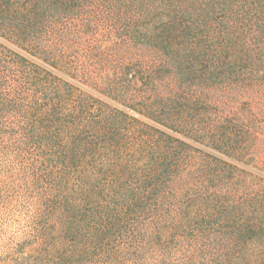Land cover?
<instances>
[{
    "label": "rangeland",
    "instance_id": "374dc122",
    "mask_svg": "<svg viewBox=\"0 0 264 264\" xmlns=\"http://www.w3.org/2000/svg\"><path fill=\"white\" fill-rule=\"evenodd\" d=\"M210 2L0 0V108L17 111L6 125L23 132L42 124L61 146L84 140L93 155L79 171L102 186L113 166L164 160L179 179L175 212L192 207L182 218L231 211L220 225L232 228L213 235L254 225L244 236H264V64L251 55L226 73L235 48L225 40L240 31L208 13ZM168 23L179 30L163 41ZM54 154H0V264L17 262L18 244L33 242L36 196L59 171ZM76 176L67 174L66 188H79Z\"/></svg>",
    "mask_w": 264,
    "mask_h": 264
},
{
    "label": "trees",
    "instance_id": "16d2710c",
    "mask_svg": "<svg viewBox=\"0 0 264 264\" xmlns=\"http://www.w3.org/2000/svg\"><path fill=\"white\" fill-rule=\"evenodd\" d=\"M206 6L208 13L226 15L231 31H240V35L225 40L235 48V59L226 73L233 76L237 62L245 63L251 55L264 64V0H211ZM175 27V23L166 24L159 38L170 40L171 34L179 30ZM242 47L245 54H241ZM15 112L7 106L0 108V139L4 143L0 154L15 160L25 154L27 147L50 149L55 152L51 162L57 163L60 173H56L50 189L37 194L36 206L42 208L30 217L33 242L18 244V259L13 264H264V236H244L254 231V225L220 236L219 229L232 228L220 225L231 211L215 220L203 214L194 222L181 217L191 215V206L175 212V184L179 179L175 167L166 161L152 162L143 170L113 166L109 183L102 186L90 173L79 171L87 166L86 155L90 151L93 155L84 140L74 139L61 146V135H53L42 124L26 132L13 122L6 125L9 115ZM8 126L17 131L4 132ZM69 172L78 174L80 186L75 190L66 188ZM197 198L190 201L196 204ZM215 200L221 199L217 196ZM165 204L169 209H164ZM209 210L199 206L198 211L202 214ZM216 227L219 235L211 233Z\"/></svg>",
    "mask_w": 264,
    "mask_h": 264
}]
</instances>
